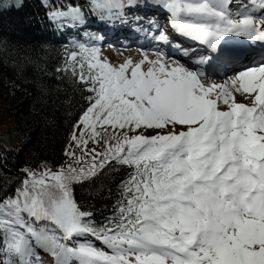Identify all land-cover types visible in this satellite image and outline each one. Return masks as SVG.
Here are the masks:
<instances>
[{"label": "snow or ice", "instance_id": "snow-or-ice-1", "mask_svg": "<svg viewBox=\"0 0 264 264\" xmlns=\"http://www.w3.org/2000/svg\"><path fill=\"white\" fill-rule=\"evenodd\" d=\"M41 7L74 33L54 72L81 103L64 162L0 183V264H264V0ZM145 25L155 43L104 55Z\"/></svg>", "mask_w": 264, "mask_h": 264}, {"label": "trees", "instance_id": "trees-1", "mask_svg": "<svg viewBox=\"0 0 264 264\" xmlns=\"http://www.w3.org/2000/svg\"><path fill=\"white\" fill-rule=\"evenodd\" d=\"M0 5V96L24 137L0 142V183L11 180L25 164L54 168L65 161L69 114L78 112L80 93L70 79L61 81L54 69L64 59L73 34L61 36L46 24L41 0ZM66 2V0H65ZM89 32L95 30L88 29ZM54 39H60L55 41Z\"/></svg>", "mask_w": 264, "mask_h": 264}, {"label": "rangeland", "instance_id": "rangeland-1", "mask_svg": "<svg viewBox=\"0 0 264 264\" xmlns=\"http://www.w3.org/2000/svg\"><path fill=\"white\" fill-rule=\"evenodd\" d=\"M21 0H0L1 4H8L13 2L20 3ZM102 51L104 55L107 56L113 62H120L123 58H126L128 55H133L134 57L137 54L136 50H122L120 47L111 46L109 44H103ZM133 51H135L133 53ZM21 132L18 129L17 123L14 117L9 113L7 109L6 100L0 96V142L13 143L19 138ZM21 137L24 135L21 134Z\"/></svg>", "mask_w": 264, "mask_h": 264}, {"label": "bare ground", "instance_id": "bare-ground-1", "mask_svg": "<svg viewBox=\"0 0 264 264\" xmlns=\"http://www.w3.org/2000/svg\"><path fill=\"white\" fill-rule=\"evenodd\" d=\"M132 51V50H131ZM135 51H133V53H134ZM134 54H138V52H136V53H134Z\"/></svg>", "mask_w": 264, "mask_h": 264}]
</instances>
